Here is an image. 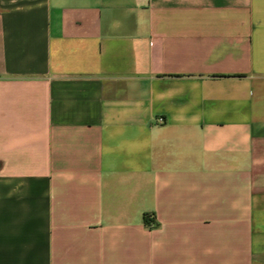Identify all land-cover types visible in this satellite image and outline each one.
Wrapping results in <instances>:
<instances>
[{
  "label": "crops",
  "instance_id": "obj_1",
  "mask_svg": "<svg viewBox=\"0 0 264 264\" xmlns=\"http://www.w3.org/2000/svg\"><path fill=\"white\" fill-rule=\"evenodd\" d=\"M0 264H264V0H0Z\"/></svg>",
  "mask_w": 264,
  "mask_h": 264
},
{
  "label": "trees",
  "instance_id": "obj_2",
  "mask_svg": "<svg viewBox=\"0 0 264 264\" xmlns=\"http://www.w3.org/2000/svg\"><path fill=\"white\" fill-rule=\"evenodd\" d=\"M151 220H149L148 218H147V222H150Z\"/></svg>",
  "mask_w": 264,
  "mask_h": 264
},
{
  "label": "built area",
  "instance_id": "obj_3",
  "mask_svg": "<svg viewBox=\"0 0 264 264\" xmlns=\"http://www.w3.org/2000/svg\"><path fill=\"white\" fill-rule=\"evenodd\" d=\"M153 217H151L150 219H152Z\"/></svg>",
  "mask_w": 264,
  "mask_h": 264
}]
</instances>
